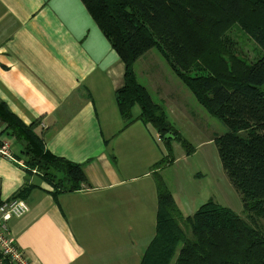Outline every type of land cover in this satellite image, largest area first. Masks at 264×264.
<instances>
[{
  "label": "crops",
  "instance_id": "0c3cea01",
  "mask_svg": "<svg viewBox=\"0 0 264 264\" xmlns=\"http://www.w3.org/2000/svg\"><path fill=\"white\" fill-rule=\"evenodd\" d=\"M124 73L81 0H0V102L24 124L37 122L45 148L81 164L89 181L54 200L41 176L27 175L21 147L0 121L15 158L0 157V201L33 186L28 212L9 222L28 264L141 263L156 229L151 167L165 154L150 125L124 128L115 99ZM135 75L146 76L141 84L164 107L175 99L166 74ZM139 112L135 106L133 116ZM170 190L185 217L208 200L198 205L189 187Z\"/></svg>",
  "mask_w": 264,
  "mask_h": 264
},
{
  "label": "trees",
  "instance_id": "16d2710c",
  "mask_svg": "<svg viewBox=\"0 0 264 264\" xmlns=\"http://www.w3.org/2000/svg\"><path fill=\"white\" fill-rule=\"evenodd\" d=\"M81 1L125 64L124 84L115 91L124 128L136 120L150 125L166 150L151 167L158 202L156 229L140 264H264V231L253 221L213 199L191 216L182 214L160 171L174 162L172 140L187 155L194 148L134 71L141 56L157 49L197 102L228 127L214 139L222 168L241 193L246 217L264 221V52L248 62L226 47L231 41L223 37L236 21L264 51V0ZM192 43L194 53L189 50ZM190 68L193 74L187 73ZM135 106L140 110L137 117ZM0 121L20 145L27 175L41 176L54 200L89 185L81 164L45 148L43 135L35 131L37 122L24 124L3 102ZM166 134L173 138L165 139ZM32 188L24 185L11 199H25Z\"/></svg>",
  "mask_w": 264,
  "mask_h": 264
},
{
  "label": "rangeland",
  "instance_id": "374dc122",
  "mask_svg": "<svg viewBox=\"0 0 264 264\" xmlns=\"http://www.w3.org/2000/svg\"><path fill=\"white\" fill-rule=\"evenodd\" d=\"M223 37L229 38L231 45L226 47H230L239 58L253 62L263 55L261 47L236 21L229 25ZM194 46L192 43L189 47L191 53L196 51ZM134 71L136 74H166L168 92L175 94V99L168 101L165 106L168 120L194 148V152L187 155L177 140L171 141L175 164L174 167H166L161 173L168 187L176 195L182 186L192 188L198 194V205L211 197L215 202L253 221L264 231V221L260 217H253V220L246 217L241 193L223 170L214 142H208L210 137L216 138L228 132V127L197 102L190 89L176 77L170 62L157 49H151L138 59ZM187 73L193 74L194 69L190 68ZM139 82L146 86L149 83L145 75L139 77ZM153 99L159 101L155 94ZM157 143L162 155L166 154L163 141Z\"/></svg>",
  "mask_w": 264,
  "mask_h": 264
},
{
  "label": "built area",
  "instance_id": "2783aa9c",
  "mask_svg": "<svg viewBox=\"0 0 264 264\" xmlns=\"http://www.w3.org/2000/svg\"><path fill=\"white\" fill-rule=\"evenodd\" d=\"M10 141L4 139L0 132V157L15 160ZM25 199L15 198L0 204V264H28L24 250L10 234L9 222L22 217L28 212Z\"/></svg>",
  "mask_w": 264,
  "mask_h": 264
},
{
  "label": "water",
  "instance_id": "95a60500",
  "mask_svg": "<svg viewBox=\"0 0 264 264\" xmlns=\"http://www.w3.org/2000/svg\"><path fill=\"white\" fill-rule=\"evenodd\" d=\"M164 138L169 139V138H173V136L171 134H166Z\"/></svg>",
  "mask_w": 264,
  "mask_h": 264
}]
</instances>
